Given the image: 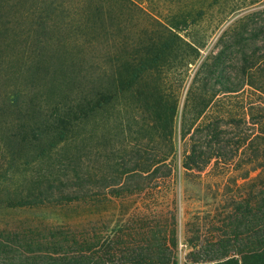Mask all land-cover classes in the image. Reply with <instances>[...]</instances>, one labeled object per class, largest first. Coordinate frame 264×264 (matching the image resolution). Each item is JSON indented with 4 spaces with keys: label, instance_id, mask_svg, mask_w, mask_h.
<instances>
[{
    "label": "trees",
    "instance_id": "trees-1",
    "mask_svg": "<svg viewBox=\"0 0 264 264\" xmlns=\"http://www.w3.org/2000/svg\"><path fill=\"white\" fill-rule=\"evenodd\" d=\"M117 4L141 11L157 28L127 40L121 45L122 53L113 42L109 69L91 66L86 75L91 82L71 100L56 101L49 110L31 108L14 114L20 104L18 93L0 98V192L8 187L5 205L84 202L90 175L75 168L83 167L80 150L87 131L112 125L123 136L130 122L140 134L128 148L123 146L132 151L130 164L116 160L113 174L96 175L93 195L117 196L129 186L132 191L149 185L160 188L164 178L176 175V166L169 162L179 141L183 170L199 178L200 188L205 168L217 170L230 185L231 205L212 203L201 214H191L185 223L189 250L184 264H264V51L257 45L259 30L244 17L250 14L236 19L239 29L230 38V25L223 29L217 38L221 46L199 62L176 123L179 96L162 85L160 72L170 69L177 58L187 69L198 55V45L179 32L188 24L187 15L172 13L163 22L134 0H80V9L87 26L94 29ZM226 59L235 63L239 78H228ZM260 71L263 77L255 80ZM219 93L229 96L224 101V96L216 98ZM126 95L132 103L130 111L123 109L120 100ZM215 100L221 102L219 107L208 110ZM119 111H124L123 116H117ZM93 133L101 137V132ZM26 146L34 149L29 157L21 154ZM65 150L69 153L56 165L49 164L50 169H66L60 174L39 166ZM68 167L72 172H67ZM24 179L31 181V187L22 192L19 184ZM154 207L150 209L154 214L143 216L144 222L134 228L137 239L113 232L100 242L75 230H61L55 240L42 234L39 239L29 234L32 226H9L0 230V264H105L111 259L127 264H176L175 210L158 213ZM217 216H222L219 222Z\"/></svg>",
    "mask_w": 264,
    "mask_h": 264
},
{
    "label": "rangeland",
    "instance_id": "rangeland-1",
    "mask_svg": "<svg viewBox=\"0 0 264 264\" xmlns=\"http://www.w3.org/2000/svg\"><path fill=\"white\" fill-rule=\"evenodd\" d=\"M134 1L163 22L172 13H185L188 24L179 32L182 37L198 45V55L188 64L187 69L177 58L170 69L163 68L160 72L162 85L179 96L176 123L191 76L203 57L221 46L217 38L223 29L230 25L227 32L230 38L239 29V21L236 19L246 13L250 14L244 17L246 22L259 30L257 45L260 52L264 51V0ZM81 6L80 0H0V98L5 96V93H18L20 104L17 108L14 107L12 113L23 114L30 112L31 108L33 111L38 108L49 110L56 101L71 100L78 90H82L91 82L90 77L88 81L86 76L91 66L109 69V52L113 42L120 46L118 50L122 53L121 45L127 40L133 41L139 34L143 36L144 30L147 34V29L157 28L141 11L117 4L118 8L115 9L112 5L114 10L110 17L105 12L102 25L93 29L87 26L86 15L80 9ZM223 62L228 78H239L235 63L228 59ZM262 77L260 71L254 79L260 80ZM247 87L244 85V90ZM227 96L229 95L219 93L216 98L223 97L225 101ZM120 100L124 104L123 109L130 111L132 103L128 95ZM220 103L215 100L208 110L214 112ZM111 113L112 116L115 114L114 111ZM123 113L124 111H119L117 116H123ZM135 128L137 126L129 122V129L123 136L119 133L118 126L112 125L99 127L90 134L87 131L84 147L80 150L83 167L75 168L83 169L90 175L84 202L59 204L51 200L24 206H6L4 192L8 191V187L1 191L0 230L9 226H32L33 230L29 231V234L39 239L41 234L50 235L54 240L59 238L61 230H75L95 237L100 242L103 239L105 241L113 232L124 234L122 237L125 239V233H129L133 239H137L138 236L132 234L136 231L134 228L144 222L143 216L149 218L154 214L150 212L152 206H156L154 208L159 210L158 213L174 209L177 226L176 264H184L185 253L189 250L185 243L186 221L190 220L191 214H201V211L209 208L212 203L219 207L230 205L227 197L230 185L224 183L217 170L209 171V167H206V172L201 173L204 177L200 188L199 178L187 173L180 166L183 146L177 141L174 158L169 162L170 165L176 166V175L174 178H164L160 188L149 185L140 191H132L129 186L117 196L102 193L93 195L94 191L91 190H94L96 175L113 174L116 160H126L127 164H130L133 154L125 148L140 135ZM94 131L101 132L99 139L95 137ZM142 132L146 136L147 132ZM158 145H162V142ZM33 152V148L26 146L21 154L29 157ZM68 153V150L58 152L48 161L40 162L39 166L44 171L60 174L66 169H50L49 164L56 165L58 159ZM72 170L67 168V172ZM30 182L24 179L19 184L22 192L31 187ZM103 191L106 189L103 188ZM216 218L219 222L222 216ZM105 264L127 263L122 259H111Z\"/></svg>",
    "mask_w": 264,
    "mask_h": 264
}]
</instances>
